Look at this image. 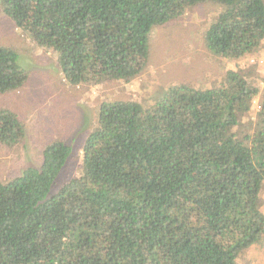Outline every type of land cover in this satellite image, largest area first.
<instances>
[{"label": "trees", "instance_id": "trees-1", "mask_svg": "<svg viewBox=\"0 0 264 264\" xmlns=\"http://www.w3.org/2000/svg\"><path fill=\"white\" fill-rule=\"evenodd\" d=\"M206 2L219 6L203 35L212 54L260 49L264 0H0V13L78 87L136 77L152 28ZM30 80L0 43V94ZM96 110L72 174L62 177L72 148L60 139L39 165L0 177V264H238L264 240V85L230 69L214 86L182 83ZM246 113L252 130L238 131ZM25 136L0 107V143Z\"/></svg>", "mask_w": 264, "mask_h": 264}, {"label": "rangeland", "instance_id": "rangeland-1", "mask_svg": "<svg viewBox=\"0 0 264 264\" xmlns=\"http://www.w3.org/2000/svg\"><path fill=\"white\" fill-rule=\"evenodd\" d=\"M218 11L216 3H200L188 9L180 19L153 27L147 64L136 77L78 87H71L62 80L52 52L44 51L26 34L17 31L0 13V43L13 46L20 64L31 74L25 88L0 94V107L15 111L26 130L22 144L0 143V177L39 165L43 147L60 139L72 148L62 177L72 174L77 167L82 134L92 126L100 101L133 99L145 103L173 85L214 86L230 69L247 73L252 83L263 86L264 42L258 51L239 60L216 56L207 49L203 35ZM27 90L32 92L27 93ZM244 116L247 121L241 119L237 130L250 132L252 120L248 113ZM262 195L264 210V184ZM237 262L264 264V240L247 248Z\"/></svg>", "mask_w": 264, "mask_h": 264}]
</instances>
